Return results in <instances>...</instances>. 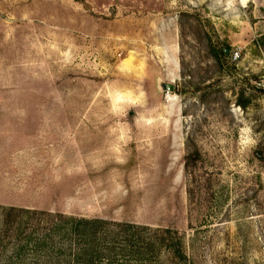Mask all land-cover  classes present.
I'll list each match as a JSON object with an SVG mask.
<instances>
[{"label": "rangeland", "instance_id": "1", "mask_svg": "<svg viewBox=\"0 0 264 264\" xmlns=\"http://www.w3.org/2000/svg\"><path fill=\"white\" fill-rule=\"evenodd\" d=\"M0 207L264 264V0H0Z\"/></svg>", "mask_w": 264, "mask_h": 264}, {"label": "trees", "instance_id": "2", "mask_svg": "<svg viewBox=\"0 0 264 264\" xmlns=\"http://www.w3.org/2000/svg\"><path fill=\"white\" fill-rule=\"evenodd\" d=\"M173 234L129 223L0 207V264H159L161 249L171 250Z\"/></svg>", "mask_w": 264, "mask_h": 264}, {"label": "water", "instance_id": "3", "mask_svg": "<svg viewBox=\"0 0 264 264\" xmlns=\"http://www.w3.org/2000/svg\"><path fill=\"white\" fill-rule=\"evenodd\" d=\"M224 51H225V54H228V50L227 49H224ZM165 89L168 90V91H172L173 87H172V85L168 84V85H165Z\"/></svg>", "mask_w": 264, "mask_h": 264}, {"label": "built area", "instance_id": "4", "mask_svg": "<svg viewBox=\"0 0 264 264\" xmlns=\"http://www.w3.org/2000/svg\"><path fill=\"white\" fill-rule=\"evenodd\" d=\"M237 58V54H235L234 56H233V59H236Z\"/></svg>", "mask_w": 264, "mask_h": 264}]
</instances>
